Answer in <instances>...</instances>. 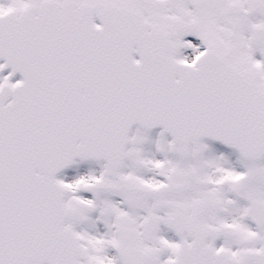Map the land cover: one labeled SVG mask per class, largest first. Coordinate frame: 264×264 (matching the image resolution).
I'll return each mask as SVG.
<instances>
[{
	"label": "snow or ice",
	"instance_id": "1",
	"mask_svg": "<svg viewBox=\"0 0 264 264\" xmlns=\"http://www.w3.org/2000/svg\"><path fill=\"white\" fill-rule=\"evenodd\" d=\"M0 264H264V0H0Z\"/></svg>",
	"mask_w": 264,
	"mask_h": 264
}]
</instances>
